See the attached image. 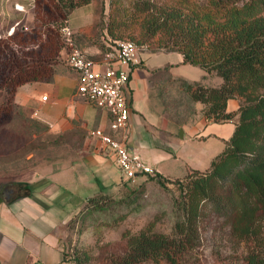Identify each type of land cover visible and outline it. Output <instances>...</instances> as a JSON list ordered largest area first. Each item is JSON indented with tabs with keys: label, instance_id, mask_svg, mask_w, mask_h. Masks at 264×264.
<instances>
[{
	"label": "trees",
	"instance_id": "obj_1",
	"mask_svg": "<svg viewBox=\"0 0 264 264\" xmlns=\"http://www.w3.org/2000/svg\"><path fill=\"white\" fill-rule=\"evenodd\" d=\"M94 1L35 0L37 23L33 32H26L28 27L21 20L8 39L24 44L28 38L41 37L45 52L42 58L28 62L12 52V63L0 74V97L3 91L8 93L0 103V112L5 110L7 116L12 111L18 86L51 78L57 62L54 60L65 47L62 27L76 8ZM134 8L136 21L132 23L131 18L123 24H128L127 29L139 24V31L123 30L125 40L140 47L147 45L153 52H180L184 63L216 72L223 82L218 87H207L201 82L174 78L169 66L152 73L166 72L180 82L193 101L205 105L207 121L233 122L235 129L208 169H192L174 181L181 196L175 201L173 234L155 231L151 222L129 237L123 263L152 260L159 264H184L185 253L197 244L202 220L213 212L229 223L238 242L248 244L240 264H264V0H205L200 7L136 0ZM108 30L111 41L123 39L112 24ZM98 44L106 49L105 42ZM3 46L0 40V53ZM230 99L240 103L234 112L228 110ZM147 176L164 187L170 182L158 171ZM95 198H90L94 200L93 206L103 208ZM83 260L78 257L77 264Z\"/></svg>",
	"mask_w": 264,
	"mask_h": 264
},
{
	"label": "rangeland",
	"instance_id": "obj_2",
	"mask_svg": "<svg viewBox=\"0 0 264 264\" xmlns=\"http://www.w3.org/2000/svg\"><path fill=\"white\" fill-rule=\"evenodd\" d=\"M135 1H94L92 6L95 18L84 33L95 42L102 43L111 24L123 39L127 38L123 37V30L139 31V24H133L129 29L128 24H123L124 20L129 23L136 14ZM151 1L158 4L200 7L205 0ZM10 14V22H0V40L5 45L4 51L0 53V74L12 63L13 51L25 62L37 57L42 58L45 52L41 37L28 38L24 44L8 39L12 35L10 31L15 27L12 25L13 20L21 18L22 24L28 27L25 31L29 33L33 32L37 23L35 14L31 20H28L23 12L11 10ZM135 21L136 18H133L132 23ZM79 46L82 49L84 47L81 44ZM139 49L153 52L147 45ZM158 51L161 50L155 52ZM59 57L60 55L56 56L54 61H59ZM218 79H222L218 74L211 78L214 81ZM20 86L16 88L12 99V111L8 112L7 116L5 110L0 112V202L26 191L25 184L17 179L31 168L68 153L61 148L57 136L50 134L48 127L39 121L34 107L25 106L17 100L16 93ZM150 87L153 103L172 121L167 128L172 132V136L167 137L165 133H161L162 142L156 143L160 148L159 167L165 176L169 177L170 182L164 187L148 176L131 182L124 180L120 174V190L104 194L105 198L102 193L95 195V201L99 200L104 205L103 208L94 207V200L89 199L90 204H86L88 209L81 208L60 229L59 244L66 253V264H77L78 257L84 259L80 264H125L122 258L128 251L129 237L140 232L151 222H154L155 231L173 234L176 220L175 201L181 196V190L174 181L192 169H208L212 159L226 147L229 137L225 133L222 136H210L209 130H206L195 138L185 132V127L205 118V105L193 101L181 88L180 82L166 72L158 71L150 75ZM6 96L8 93L3 91L0 103L6 100ZM161 129L162 126L159 127V130ZM136 150L144 156L148 151ZM247 249L246 242H238L232 236L229 223L224 218L209 212L200 224L196 246L189 249L183 259L184 264H240ZM135 264L159 263L145 260Z\"/></svg>",
	"mask_w": 264,
	"mask_h": 264
},
{
	"label": "crops",
	"instance_id": "obj_3",
	"mask_svg": "<svg viewBox=\"0 0 264 264\" xmlns=\"http://www.w3.org/2000/svg\"><path fill=\"white\" fill-rule=\"evenodd\" d=\"M17 4L23 9H17ZM34 4L35 0H0V22L11 21V10L23 12L31 20ZM94 18L93 6L89 4L76 8L67 23L77 43L84 45L90 57L98 59L106 49L84 33ZM21 20H13L12 25ZM109 40L106 35L103 42ZM67 55L64 47L49 80L26 82L16 93L19 102L34 107L39 121L48 127L50 134L57 136L61 148L68 153L31 168L17 179L25 184L26 191L0 202V264H66L59 244L60 229L97 193L121 189L117 165L101 149V142L90 135L91 130L99 127L110 131V115L79 95L78 74L68 65ZM165 66H169L168 71L174 78L201 82L207 87H218L223 82V78L211 80L216 72L209 73L184 63L180 52L139 49L136 61L130 64L127 86L131 103L128 143L135 150H148L145 156L141 155L163 175L158 164L160 148L156 143L163 139L161 133L172 136L167 129L172 121L153 103L150 75L154 69ZM239 105L237 99H230L228 110L234 112ZM160 126L163 129L159 130ZM234 129L233 122L217 123L203 118L185 127V132L196 138L209 130L210 136L225 133L230 139Z\"/></svg>",
	"mask_w": 264,
	"mask_h": 264
},
{
	"label": "built area",
	"instance_id": "obj_4",
	"mask_svg": "<svg viewBox=\"0 0 264 264\" xmlns=\"http://www.w3.org/2000/svg\"><path fill=\"white\" fill-rule=\"evenodd\" d=\"M16 8L23 9L19 4ZM61 35L68 50L67 63L78 74L79 95L110 115V131L99 127L91 130L90 135L101 142V149L117 165L124 180L133 182L154 175L155 167L130 147L127 135L131 116L127 90L130 64L136 61L140 47L132 40H109L103 56L95 59L79 46L68 23L62 27Z\"/></svg>",
	"mask_w": 264,
	"mask_h": 264
}]
</instances>
